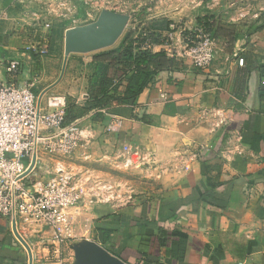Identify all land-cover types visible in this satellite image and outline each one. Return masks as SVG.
Instances as JSON below:
<instances>
[{
  "label": "crops",
  "instance_id": "crops-1",
  "mask_svg": "<svg viewBox=\"0 0 264 264\" xmlns=\"http://www.w3.org/2000/svg\"><path fill=\"white\" fill-rule=\"evenodd\" d=\"M134 1L126 0L131 20L125 32L132 30L134 37L172 33L171 48L183 71L160 72L134 105L117 106L103 121L94 122L89 116L78 120L80 126L92 128V142L64 160L78 171L107 177L120 172L115 161L122 144L130 142L160 163L162 171L140 175L136 196L128 205L69 209L76 238L61 261L50 257L36 236L24 232L33 264H75L71 246L77 238L108 249L95 232L96 222L108 214L118 222L113 233L117 253L108 250L128 264H139L140 255L148 264H264V28L249 34V25L240 24L258 22L264 15V0H204L199 11L196 0H162L154 10L145 11L133 8ZM79 3L0 0V74L7 58H18L20 85H33L39 96L49 88L45 101L56 96L66 102L71 96L85 104L94 85L95 53L70 54L59 80L65 32L78 25L74 17ZM206 16L226 32L216 38L210 67L200 70L183 54V30L196 27ZM138 17L144 23L141 27ZM39 24L49 33V55L25 50L36 41ZM151 47L169 49L165 44ZM143 115L149 122L140 120ZM114 117L121 118L123 126L106 133L104 125ZM53 163L54 157L42 153L33 176L47 178L45 172ZM28 263V252L12 224L0 216V264Z\"/></svg>",
  "mask_w": 264,
  "mask_h": 264
},
{
  "label": "built area",
  "instance_id": "built-area-1",
  "mask_svg": "<svg viewBox=\"0 0 264 264\" xmlns=\"http://www.w3.org/2000/svg\"><path fill=\"white\" fill-rule=\"evenodd\" d=\"M176 27L171 23L172 30ZM35 30L36 41L25 50L46 55L49 35L41 24ZM167 41V52L176 55L171 48L172 33ZM183 54L194 68L207 69L215 58L216 39L202 26L184 28ZM239 62L243 64V58ZM21 70V60L9 57L0 74V216L11 224L15 222L21 235L26 232L36 236L38 243L49 249V256L61 261L65 248L76 238L69 209L96 204L118 209L132 203L136 191L129 186L124 189L117 180L68 166L65 157L73 155L80 146L91 144L92 128L80 126L79 121L63 125L65 99L51 96L45 105L38 106L33 85L18 82ZM104 126L106 133H116L123 121L114 117ZM42 153L55 158L45 172L47 178L45 174L33 176ZM34 155L35 167L25 175ZM89 156L86 154V158ZM115 164L123 169H139L143 174L156 170L159 175L162 171L160 163L146 157L130 142L122 144Z\"/></svg>",
  "mask_w": 264,
  "mask_h": 264
},
{
  "label": "trees",
  "instance_id": "trees-1",
  "mask_svg": "<svg viewBox=\"0 0 264 264\" xmlns=\"http://www.w3.org/2000/svg\"><path fill=\"white\" fill-rule=\"evenodd\" d=\"M240 24L249 25L251 34L264 28V15L258 22L248 23L245 20ZM196 26L204 27L215 39L226 32L222 26L217 25L213 17L199 18ZM187 33L184 32V35ZM167 42V37H162L161 34L152 32L134 37V32L129 30L124 33L118 46L95 53L93 61L96 63V70L90 96L85 104L67 96L63 125H71L86 116L94 122L103 121L107 113L115 112L117 106L134 105L140 94L156 80L160 72L183 71L182 63L176 55H170L164 49L154 51L151 47L153 44ZM140 120L149 122L147 115L140 117ZM114 223L118 224L112 214H108L96 222L95 232L102 244L111 252L117 253L113 236L117 228ZM138 258L139 264H148L142 255Z\"/></svg>",
  "mask_w": 264,
  "mask_h": 264
},
{
  "label": "water",
  "instance_id": "water-1",
  "mask_svg": "<svg viewBox=\"0 0 264 264\" xmlns=\"http://www.w3.org/2000/svg\"><path fill=\"white\" fill-rule=\"evenodd\" d=\"M130 18L129 14L104 9L97 20L68 28L65 32L64 62L59 80L65 73L70 54L89 53L113 47L123 36ZM48 89L38 97V106L41 105L43 96ZM35 164L36 156L34 155L25 175L33 170ZM12 228L16 237L28 252V264H33L32 247L20 234L15 222H13ZM71 247L75 251V264H128L93 240H82L72 244Z\"/></svg>",
  "mask_w": 264,
  "mask_h": 264
},
{
  "label": "rangeland",
  "instance_id": "rangeland-1",
  "mask_svg": "<svg viewBox=\"0 0 264 264\" xmlns=\"http://www.w3.org/2000/svg\"><path fill=\"white\" fill-rule=\"evenodd\" d=\"M161 1L162 0H145V4L141 5V0H137V1L133 2V8L145 7L144 11L147 9L154 10L153 8L156 7L157 4H160ZM202 1H204V0H196L197 11H199L201 6L204 5ZM77 5L79 8H78V12L75 14L76 16L74 17V19H78L77 20L78 25H83V24L97 20L101 11L104 9L128 14L127 9L130 8L129 4L126 3V0H81V3H79ZM158 6H160V5H158ZM140 13H141V11L137 12L138 15H140ZM130 20H131V18H130ZM139 20H140V18L138 17L137 26L141 27L142 25H144V23H142ZM162 24L163 23H161V25ZM149 25L154 26L155 23L153 22V24H149ZM163 26H165V24H163ZM44 32L46 34H49L48 31L46 32V30ZM123 36H124V34H123ZM122 37H121V39H122ZM121 39L113 47L94 51V52H90L89 54H94V53H97V52H100L103 50H108V49L114 48V47L119 45ZM48 50L49 51L46 55H49L51 53V44L50 43L48 44ZM89 54H86V55H89ZM83 56H85V55H83ZM38 97H39V95H38ZM41 103H42V105H45L46 104L45 99H42ZM118 168H119L120 172L115 171L116 172L115 174L107 176V177H103V178L106 180H117V181L121 182V185L123 186L124 189L126 188V186H129L133 190L136 191L137 189L135 186V181L139 179L140 175L143 177H146V176H144V174H140V172L136 169H123L121 167H118ZM82 240H84V239L77 238L74 243L81 242Z\"/></svg>",
  "mask_w": 264,
  "mask_h": 264
}]
</instances>
